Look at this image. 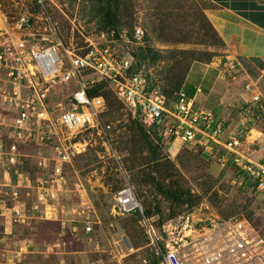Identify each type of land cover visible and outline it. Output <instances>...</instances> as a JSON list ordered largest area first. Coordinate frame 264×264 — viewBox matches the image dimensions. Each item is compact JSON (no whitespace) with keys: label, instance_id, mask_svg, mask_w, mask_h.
Wrapping results in <instances>:
<instances>
[{"label":"rangeland","instance_id":"rangeland-1","mask_svg":"<svg viewBox=\"0 0 264 264\" xmlns=\"http://www.w3.org/2000/svg\"><path fill=\"white\" fill-rule=\"evenodd\" d=\"M211 10L209 0H55L45 9L35 0H0V44L26 39L45 49L60 42L63 53L59 56L66 52L80 55L91 47L110 44L119 54L132 55L134 70L143 75L150 96L171 99L195 60L210 63L225 52L226 45L208 18ZM147 48L153 52L145 59L143 50ZM242 66L231 68L225 83L219 85L227 96L218 116L226 127L230 122L229 136L240 138L238 151L246 159L264 161V65L243 62ZM5 76L0 69V115L9 114L3 95L9 90ZM92 79L87 85L96 88L95 95L108 104L101 118L111 125L107 136L95 131L71 139L60 128L55 130L58 136L50 133L57 139L21 147L26 156L19 158V164L33 180L50 174L58 164L55 148L59 139L74 152L81 145L86 147L88 156H73L72 164L64 166L71 192H44L42 201L32 187L0 192L2 205L11 208L16 204V210L8 212L9 220L0 209L2 245H15L22 239L29 221L46 222L40 226V237L47 238L46 244L54 240L52 244H57L56 250L21 255L12 264H160L140 215L112 214L114 196L125 186L134 190L144 214L157 227L187 213L205 223L237 217L248 219L264 237V194L244 189L243 177L236 175L233 153L216 145L211 155L207 151L214 147L211 143L208 147L168 143L123 104L113 82L99 76ZM75 87L70 83L52 88V104L69 106L68 97ZM40 162L47 168L42 170ZM4 168L0 165V172ZM60 205L66 209L59 211ZM55 214L62 225L61 240L53 236ZM88 220L93 227L89 234L84 230Z\"/></svg>","mask_w":264,"mask_h":264},{"label":"built area","instance_id":"built-area-1","mask_svg":"<svg viewBox=\"0 0 264 264\" xmlns=\"http://www.w3.org/2000/svg\"><path fill=\"white\" fill-rule=\"evenodd\" d=\"M54 2L35 0L41 9ZM31 42L21 39L0 44V69L5 70L9 84V90L3 94L9 114L0 115V165L5 167V171L0 172V192L11 187L17 192L21 188L28 191L32 187L41 194L40 201L44 199V192L56 191L61 195L71 192L64 166L72 164L73 156H88L86 147L81 145L74 152L72 146L64 145L59 139L60 145L55 148L58 164L50 174L33 180L17 168L19 158L26 156L20 151V145H41L45 140L57 139L50 133L58 136L55 130L60 128L71 139L80 133L95 131L107 136L111 125L101 122L107 103L102 96L88 95L87 84L94 82L92 77L99 76L113 82L123 104L145 125L160 132L168 143H194L205 147L211 143L214 147L207 148L211 155L216 145L233 153L235 168L252 178L257 191L264 194V161L246 159L238 151L239 137L230 135L224 140V124L211 109L198 106L183 90L172 99L157 94L150 96L143 75H130L134 59L129 53L119 54L106 44L91 47L80 55L66 52L59 56L63 53L60 42L45 49ZM70 83L75 84L76 89L68 97L69 106L63 102L52 104L51 89ZM250 88L247 86L248 90ZM254 101L258 103L259 97ZM222 160L225 165L226 157L222 156ZM39 167L43 170L47 164L40 162ZM12 175L17 176L16 183ZM58 209H66V206L60 205ZM136 212L141 216L140 223L160 264H264V237L248 219L217 218L205 223L201 219L195 221L194 216L187 213L157 227L144 214L134 190L125 186L114 196L112 214L122 217ZM85 224L84 230L89 234L92 223L88 220ZM73 230L77 231L75 226Z\"/></svg>","mask_w":264,"mask_h":264},{"label":"crops","instance_id":"crops-1","mask_svg":"<svg viewBox=\"0 0 264 264\" xmlns=\"http://www.w3.org/2000/svg\"><path fill=\"white\" fill-rule=\"evenodd\" d=\"M209 1L213 5V10L208 13V18L218 35L223 39L226 45L225 52L221 56L215 57L210 63L197 61L192 63L182 89L189 97L195 99L198 106L205 108L210 106L218 116V111L227 96V93L220 90L219 85L222 82L225 83V76L230 72V69L243 68V62L264 65V0ZM218 118L224 123L223 139L226 140L229 136L228 131L232 127L230 122L229 127H226V122L219 116ZM16 177L13 176V179L15 180ZM80 195L84 196L85 194L80 193ZM15 205L7 208L0 203V209L5 211L1 215H7L9 220V214L16 210L14 209ZM41 212L43 211L41 210ZM55 217L57 214L52 217L51 221L54 226L53 236L59 240L62 225L60 221L55 220ZM43 219L48 221L45 217ZM22 222L19 221V223ZM45 223L40 221L26 223L29 230L26 231L27 234L22 239L16 241L15 245L6 242H4L5 245H2L3 241L0 237V264H12L11 261L21 255L24 258L44 253L49 249L56 250L57 244L56 246L52 244L55 240L46 244L47 238L40 237V226Z\"/></svg>","mask_w":264,"mask_h":264},{"label":"trees","instance_id":"trees-1","mask_svg":"<svg viewBox=\"0 0 264 264\" xmlns=\"http://www.w3.org/2000/svg\"><path fill=\"white\" fill-rule=\"evenodd\" d=\"M213 27V26H212ZM213 29H214V27H213ZM214 31L216 32V30L214 29ZM217 33V32H216ZM218 34V33H217ZM143 52H144V57H145V59H147V58H150L151 57V53L153 52L152 51V49H150V48H147V49H145V50H143ZM203 62V61H199V60H195L194 62ZM211 61V59L208 61V62H210ZM193 62V63H194ZM135 66H136V63H135V60H134V62H133V66H132V68H131V70H130V75H137V74H139L140 72H135V70H134V68H135ZM191 67V66H190ZM186 79V78H185ZM185 79H184V81L178 86V88H177V90H176V92L174 93V95L172 96V98H174L175 96H176V93L177 92H180L181 90H183L184 92H185V90L184 89H182L183 88V84H184V82H185ZM173 92V91H172ZM171 92V93H172ZM97 93V89L96 88H92V89H88V95L90 96V97H97V95H95ZM186 93V92H185ZM187 94V93H186ZM99 96V95H98ZM171 98V99H172ZM106 101V100H105ZM106 103H107V101H106ZM107 106H108V104H107ZM213 112H214V114H215V116H216V118H217V120L219 119L218 118V116H217V114H216V112L213 110V109H211ZM25 147V146H30V145H20V151H21V147ZM22 152V151H21ZM23 153V152H22ZM22 164V163H21ZM21 164H19V165H17V168H18V170H20V171H22L23 173H26L24 170H23V166L21 165ZM236 175L240 178L241 176L243 177V180H242V186L244 187V189L245 190H249V191H251L252 193H258V194H261L260 192H258L257 191V189H256V184H255V181L252 179V178H249L248 176H246V175H244V174H242L241 172H239L237 169H236ZM12 176H16V175H12ZM13 180V182H15L16 183V180H17V177H16V179L14 180V179H12ZM134 214H139V213H134ZM140 215V214H139ZM140 218H141V216H140Z\"/></svg>","mask_w":264,"mask_h":264}]
</instances>
